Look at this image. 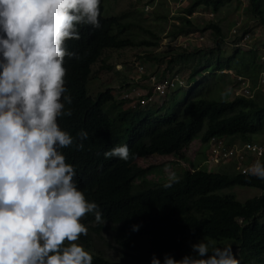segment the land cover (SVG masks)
<instances>
[{
  "label": "trees",
  "instance_id": "obj_1",
  "mask_svg": "<svg viewBox=\"0 0 264 264\" xmlns=\"http://www.w3.org/2000/svg\"><path fill=\"white\" fill-rule=\"evenodd\" d=\"M231 1L191 0L177 18L181 23L178 20L169 33L175 38L210 30L214 46L182 47L176 54L147 50L140 57L150 62L167 60L159 78L177 77L186 83L177 82L160 105L143 106L140 102L132 104L131 98H119L111 89L96 97L88 94L92 64L102 59L103 69H112L107 57L103 58L106 51L157 48L161 39L159 32L143 26V7L133 4L118 15L102 17L104 3L100 0L99 27L84 35L92 34L76 49L80 58L69 60L67 94L72 103L65 107H70L72 114L62 115L63 130L70 135L76 136L80 130L88 133L86 140L75 141L82 143V148L65 147L62 155L66 163L75 167L78 189L86 200L99 205L105 219L104 225L97 224L86 214L80 222L87 227V234L74 241L92 255V264H126L93 249L94 238L104 231L112 233L124 255L146 264L153 254L161 260L165 254L178 260L199 239L230 245L237 264H264V180L243 171L253 163L248 161L254 153L246 147L242 150L246 143L260 144L257 138L264 130V83L258 85L264 81V43L262 48L236 46L233 52L226 53V36L219 22L210 21L200 27L190 18L201 7L217 13ZM154 2L146 0L150 5ZM246 10L264 32V0H248ZM157 18L168 20L166 14H158ZM243 23L242 19L236 22L241 39L250 36V29H242ZM137 30L144 33L142 38ZM222 70L251 81L252 95L230 99L227 90L221 88V81L226 83L230 74L221 75ZM181 72H185L184 77ZM183 88L188 90L180 91ZM212 139H221L224 149H234L229 159L212 161ZM194 140L209 149V154L203 151L204 164H218L222 171L205 170L185 156L184 149ZM237 140L241 143L237 144ZM117 144L128 146V161L103 157L105 150ZM150 156L180 157L192 168L173 175L175 181L164 187L169 176H163L159 166L138 163L139 158ZM230 161L236 164L226 167ZM259 161L264 164V156ZM158 174L159 179L151 177ZM235 186L255 187L263 193L240 201L235 193L225 192ZM134 224L139 225L137 231L131 229Z\"/></svg>",
  "mask_w": 264,
  "mask_h": 264
},
{
  "label": "clouds",
  "instance_id": "obj_2",
  "mask_svg": "<svg viewBox=\"0 0 264 264\" xmlns=\"http://www.w3.org/2000/svg\"><path fill=\"white\" fill-rule=\"evenodd\" d=\"M158 2L153 7L145 2L144 10H153ZM99 5L100 0H0V264H92V255L74 241L87 234L80 222L86 214L97 224L104 225L105 219L99 205L78 189L75 167L62 155L65 147L82 148L75 141L86 140L88 133L70 135L63 130L62 118L72 114L65 107L72 103L67 94L69 60L80 58L76 49L92 34L84 35L99 27ZM105 11L104 3L102 17H108ZM96 63L87 81L90 96L88 84ZM138 70L136 81L116 94L119 98L128 99L125 94L130 93L132 104L145 106L166 96L142 104L141 99L152 94V85L150 81L148 91L140 95L131 92L139 90L145 67ZM103 157L128 161V146L114 145ZM245 172L264 180L259 160ZM174 181L170 176L163 186ZM138 228L131 226L132 231ZM149 264H237V260L230 245L199 239L180 259L165 254L161 260L153 254Z\"/></svg>",
  "mask_w": 264,
  "mask_h": 264
},
{
  "label": "rangeland",
  "instance_id": "obj_3",
  "mask_svg": "<svg viewBox=\"0 0 264 264\" xmlns=\"http://www.w3.org/2000/svg\"><path fill=\"white\" fill-rule=\"evenodd\" d=\"M160 2H164L163 6L158 4L155 5V10L147 11L146 5L144 3L146 0H105V12L108 16L110 15H118L127 8L131 6L138 5L139 8H146L144 11L145 20L142 21L143 26L151 28L154 31H157L161 35L160 44L157 48L146 49V48H126L122 50H111L106 51L103 55V58L107 57V63L112 65V69H103L102 59H100L93 67V74L91 78V82L88 84L89 92L91 96L96 97L98 92L104 91L106 89H111L115 94H121V92L125 90L128 82L129 84L136 81V78L139 74L138 67L144 66L145 73L139 79V90L136 91V94L143 93L148 91V83L150 80L146 79L150 74H158L160 76L161 72L166 66L167 60H162L161 62L155 61H145L140 57L148 52L147 50H154L157 53L164 52H174L172 54L179 53L182 47L188 49H194L198 47H211L214 46V38L210 30L205 32H192L187 33L185 35H180L178 37H172L169 35L171 30H173L174 25H176L178 16L185 12V9L189 6L191 0H186L183 3H176L174 0H156ZM248 4V0H233L226 4L219 12L212 13L204 8H199L190 16L192 20L200 27H205L208 22L214 21L219 22L222 26L223 31L226 36V41L224 45V49L226 53L233 52L236 46L240 47H255L259 46L263 47L264 43V32L262 26L254 19V17L250 14H247L246 6ZM153 7L152 5H150ZM167 15L168 20H162L157 18V15ZM238 16L240 18L238 19ZM241 16H244L242 18ZM244 22L242 29L246 26V29H250V36L241 39L239 32V28L236 26V22L238 20ZM180 21V20H179ZM181 23V21H180ZM241 29V30H242ZM140 38L144 35L141 30H137ZM243 32V31H242ZM173 46V47H172ZM166 56H170L167 54ZM175 67V72H176ZM186 71V70H185ZM232 72L227 70H222L220 73L224 75L226 73ZM183 77L185 76V72L180 73ZM229 79L226 83L221 81L222 89L227 90V93L230 95V99L236 96L237 90L235 89V85L237 83L236 78H234V73H229ZM252 82L250 81L249 86L251 87ZM188 88H183L180 91H187ZM264 91V89H262ZM164 97H157L153 105H160ZM256 141V140H255ZM261 141V142H260ZM257 142L263 145L264 148V130L260 133L257 138ZM237 144L241 142L239 140L236 141ZM264 150V149H263ZM203 151H207L209 154V149L204 146L200 140H194L187 148L184 149L183 153L185 156L193 162H196L199 167L204 168L209 171H222L220 165L215 163L205 162V157ZM264 155L257 157L256 155H249L251 158L248 163H254V160H260ZM138 163L142 166L156 165L163 171V176L170 177L175 174H179L184 171L186 168H192L191 163L189 161L183 160L180 157L174 156H150L148 158H139ZM252 163V164H253ZM235 161H230L226 167H230L235 165ZM240 165H236V168H239ZM159 175V174H158ZM161 175L151 176L155 179H159ZM150 177V178H151ZM225 192L235 193L237 198L240 201H245L248 198L258 196L263 193L262 190L255 187H243V186H235L230 189H226ZM93 245L96 251L101 252L106 257L116 261L122 262L126 264H146L142 261H139L131 256H126L123 253L121 247L114 241L113 235L109 231H104L101 236L94 238Z\"/></svg>",
  "mask_w": 264,
  "mask_h": 264
},
{
  "label": "built area",
  "instance_id": "obj_4",
  "mask_svg": "<svg viewBox=\"0 0 264 264\" xmlns=\"http://www.w3.org/2000/svg\"><path fill=\"white\" fill-rule=\"evenodd\" d=\"M183 1V0H181ZM160 76L157 75H152L150 77V81H151V85H152V94L148 97H143L141 99V103L142 104H146L150 101H152L154 99V96H165L171 89H173L176 85L177 82L179 84H183L182 80L178 79L177 77L171 78V77H166V78H159ZM236 81H237V94H241V95H252L251 90H252V85L251 87L249 86L250 81L246 80L243 76H235ZM137 90L134 89L131 92H136ZM138 95H140V93L138 92ZM126 98L131 97L130 93L125 94ZM223 141L217 140V139H212L211 140V152H213L212 155V161L218 162L221 160V158H227L229 159V156L233 153L234 149L231 150H227L226 148L224 149L222 146ZM248 148V150H250L252 153H254L257 157H260L261 155H264V148L263 145L259 144V143H246L245 146L242 148V150H244V148ZM239 153L241 152L240 150L238 151ZM243 155L241 154L240 157H242ZM246 168H244L243 171H245Z\"/></svg>",
  "mask_w": 264,
  "mask_h": 264
}]
</instances>
